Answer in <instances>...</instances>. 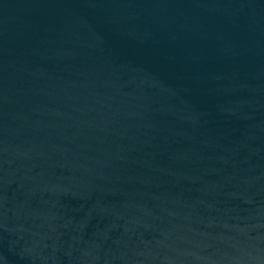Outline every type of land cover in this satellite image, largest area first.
Listing matches in <instances>:
<instances>
[{
    "label": "water",
    "instance_id": "95a60500",
    "mask_svg": "<svg viewBox=\"0 0 264 264\" xmlns=\"http://www.w3.org/2000/svg\"><path fill=\"white\" fill-rule=\"evenodd\" d=\"M0 264H264V0H0Z\"/></svg>",
    "mask_w": 264,
    "mask_h": 264
}]
</instances>
